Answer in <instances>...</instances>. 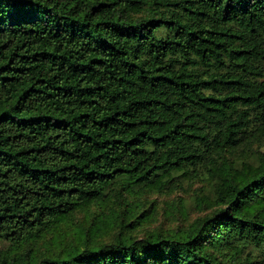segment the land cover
<instances>
[{"label":"trees","instance_id":"1","mask_svg":"<svg viewBox=\"0 0 264 264\" xmlns=\"http://www.w3.org/2000/svg\"><path fill=\"white\" fill-rule=\"evenodd\" d=\"M262 147L264 0H0V264H264Z\"/></svg>","mask_w":264,"mask_h":264},{"label":"rangeland","instance_id":"2","mask_svg":"<svg viewBox=\"0 0 264 264\" xmlns=\"http://www.w3.org/2000/svg\"><path fill=\"white\" fill-rule=\"evenodd\" d=\"M257 145V144H256ZM264 148V147H262ZM261 148V149H262ZM183 186L179 185V187H176L171 192H155V191H147L142 193L135 194L134 196H129V202H132V204L135 202V200L141 199V201L145 202V206L149 205V202H153L154 211L155 214L153 216H150L147 220H144L143 222L139 223L137 226V229L133 232L137 233V235L141 236L146 233L147 230L153 229V228H159L160 226L166 227L168 225H173L177 221L174 220H168L166 219L165 215L166 212L171 211L173 212L174 208L171 206L172 204H177L178 198L182 197V203L181 207L184 211V213H187V210L189 212V218H192L195 213L191 212L192 206H191V193L194 185L188 183L187 181L183 180ZM196 185V183H194ZM198 184V183H197ZM141 204V203H140ZM175 207V206H174ZM113 208L117 211L122 210V206L119 205L118 201H113L110 203V205L104 206V208L100 209L98 206L91 207L88 211H79L74 214L72 219L70 220V223L72 224V229L69 230L65 229V227L60 228L59 230L49 233L48 237L45 241H43V244L41 245L42 250L44 251H51L56 248H63L62 245L72 244L76 242L79 238L75 232L77 231L75 228L76 226H84L87 227L88 225L92 224L94 221L95 224H97L98 220H104L106 219L110 220V212L113 210ZM181 217V215H180ZM93 229V228H92ZM116 227H114L113 223H109L108 225L104 226L102 225L101 228L97 229L95 233L92 234L91 239L96 241H107L112 239L115 236ZM56 236H59L60 241L57 242ZM61 243L60 245H58Z\"/></svg>","mask_w":264,"mask_h":264}]
</instances>
